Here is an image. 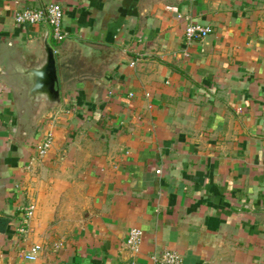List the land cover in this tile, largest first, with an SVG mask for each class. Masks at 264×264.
<instances>
[{"label":"crops","instance_id":"obj_1","mask_svg":"<svg viewBox=\"0 0 264 264\" xmlns=\"http://www.w3.org/2000/svg\"><path fill=\"white\" fill-rule=\"evenodd\" d=\"M53 2L63 42L14 21ZM46 40L53 106L17 75ZM0 216V264H264V0H0Z\"/></svg>","mask_w":264,"mask_h":264},{"label":"built area","instance_id":"obj_2","mask_svg":"<svg viewBox=\"0 0 264 264\" xmlns=\"http://www.w3.org/2000/svg\"><path fill=\"white\" fill-rule=\"evenodd\" d=\"M14 21L18 24L26 25H38L45 24L51 29V36L54 41L63 42L67 37V32L64 29V9L60 2L49 3L42 7L25 8L14 14ZM212 32L210 26H203L194 22L187 24L185 28V40L187 43L194 41H202ZM54 142V134L51 130L46 133V136L37 146L39 150V156L44 157L48 151L52 148ZM160 172V169L158 170ZM35 206L29 205L26 209L25 224L30 223V219L34 214ZM23 232L24 227L20 228ZM144 233L141 229L132 228L127 236V246L132 251L136 252L139 250ZM42 246L40 244H34L30 247L28 252L25 254L26 259L35 261L37 255L40 253ZM152 264H182L183 257L176 251L164 250L160 255H154L152 257Z\"/></svg>","mask_w":264,"mask_h":264},{"label":"water","instance_id":"obj_3","mask_svg":"<svg viewBox=\"0 0 264 264\" xmlns=\"http://www.w3.org/2000/svg\"><path fill=\"white\" fill-rule=\"evenodd\" d=\"M44 58L40 65L32 67H20L17 75L24 85L25 100L37 103L41 100L53 106L60 104L61 93L58 87V73L54 48L46 40L44 46Z\"/></svg>","mask_w":264,"mask_h":264},{"label":"trees","instance_id":"obj_4","mask_svg":"<svg viewBox=\"0 0 264 264\" xmlns=\"http://www.w3.org/2000/svg\"><path fill=\"white\" fill-rule=\"evenodd\" d=\"M8 219L0 216V231L4 230L7 227Z\"/></svg>","mask_w":264,"mask_h":264}]
</instances>
